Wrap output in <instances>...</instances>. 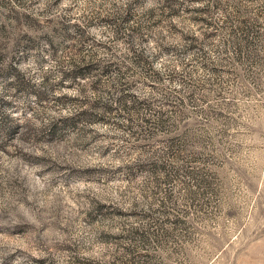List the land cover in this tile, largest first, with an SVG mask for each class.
<instances>
[{
	"label": "rangeland",
	"instance_id": "1",
	"mask_svg": "<svg viewBox=\"0 0 264 264\" xmlns=\"http://www.w3.org/2000/svg\"><path fill=\"white\" fill-rule=\"evenodd\" d=\"M0 264H264V0H0Z\"/></svg>",
	"mask_w": 264,
	"mask_h": 264
}]
</instances>
